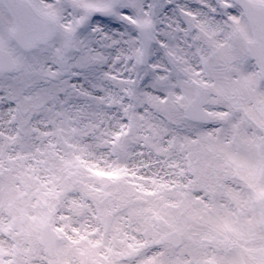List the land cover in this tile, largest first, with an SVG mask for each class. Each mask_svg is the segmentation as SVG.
Wrapping results in <instances>:
<instances>
[{"label":"snow or ice","instance_id":"obj_1","mask_svg":"<svg viewBox=\"0 0 264 264\" xmlns=\"http://www.w3.org/2000/svg\"><path fill=\"white\" fill-rule=\"evenodd\" d=\"M0 264H264V0H0Z\"/></svg>","mask_w":264,"mask_h":264}]
</instances>
